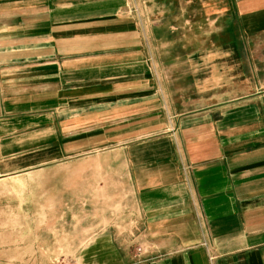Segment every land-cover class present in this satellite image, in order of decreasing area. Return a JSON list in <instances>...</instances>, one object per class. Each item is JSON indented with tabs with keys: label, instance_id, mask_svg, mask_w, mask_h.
<instances>
[{
	"label": "crops",
	"instance_id": "crops-1",
	"mask_svg": "<svg viewBox=\"0 0 264 264\" xmlns=\"http://www.w3.org/2000/svg\"><path fill=\"white\" fill-rule=\"evenodd\" d=\"M0 190L7 264H264V0H0Z\"/></svg>",
	"mask_w": 264,
	"mask_h": 264
},
{
	"label": "rangeland",
	"instance_id": "rangeland-1",
	"mask_svg": "<svg viewBox=\"0 0 264 264\" xmlns=\"http://www.w3.org/2000/svg\"><path fill=\"white\" fill-rule=\"evenodd\" d=\"M52 169L54 170H71V166L69 164H65L62 166H54ZM31 188H37L39 186V178L34 177L31 178L30 181ZM28 198L31 200L37 199L39 196L37 194V191L30 190L28 192ZM22 195H15L16 197H21ZM7 195L5 194L4 190H0V201H2L4 198H6ZM15 214L16 218L12 219L11 215ZM38 211H31V217L35 216L37 218ZM18 216V217H17ZM33 222V219H32ZM24 219L22 215H20L18 212H10L0 209V264H7L5 260V255L7 250H17L18 248L20 250L23 249L24 243H21L24 236H27L31 230H33V226H25ZM33 224V223H32ZM35 249V248H34ZM3 253V254H2ZM3 258V259H1ZM24 261L27 262L28 260H14L12 261L13 264H24ZM51 264H75L74 260L72 259H52L49 260ZM47 262V260L42 259H36V260H30L28 264H39Z\"/></svg>",
	"mask_w": 264,
	"mask_h": 264
},
{
	"label": "built area",
	"instance_id": "built-area-1",
	"mask_svg": "<svg viewBox=\"0 0 264 264\" xmlns=\"http://www.w3.org/2000/svg\"><path fill=\"white\" fill-rule=\"evenodd\" d=\"M138 251H140V250H138Z\"/></svg>",
	"mask_w": 264,
	"mask_h": 264
}]
</instances>
